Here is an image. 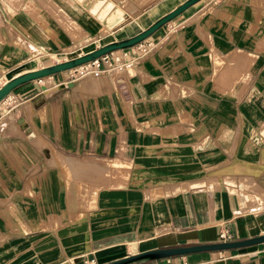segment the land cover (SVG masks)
<instances>
[{
	"label": "crops",
	"instance_id": "obj_1",
	"mask_svg": "<svg viewBox=\"0 0 264 264\" xmlns=\"http://www.w3.org/2000/svg\"><path fill=\"white\" fill-rule=\"evenodd\" d=\"M17 1L0 0V86L183 0ZM111 56L119 66L92 80L61 88L63 71L9 92L22 105L0 111V264H103L264 234V0H198ZM130 264H264V242Z\"/></svg>",
	"mask_w": 264,
	"mask_h": 264
},
{
	"label": "water",
	"instance_id": "obj_2",
	"mask_svg": "<svg viewBox=\"0 0 264 264\" xmlns=\"http://www.w3.org/2000/svg\"><path fill=\"white\" fill-rule=\"evenodd\" d=\"M196 1L198 0L181 1V3L175 6L173 9H171L164 15L160 16L159 18L154 20L150 25H148L146 28H144L143 30L139 31L138 33L130 37L120 39L117 41L107 42L86 53L77 55L75 57L60 62L46 65L37 69L29 70L20 73L14 77H11L0 86V101L3 98H5L12 89L23 83L32 80H38L59 72L69 70L71 68L90 62L100 56L112 53L116 50L127 49L141 43L143 40L148 38L152 33L158 30L161 26L172 21L187 8L195 4ZM70 85L71 84L68 83L66 86L69 87ZM59 87H62V85H60ZM263 242H264V234L256 235L245 239L232 240V241H221L216 243H202L196 245L154 248V249L139 251L132 255H126L125 257H122L120 259H116L111 262L103 263V264H130V263H137L139 261L168 258L171 256L185 255V254L202 252V251H221L226 249L240 248V247L259 244Z\"/></svg>",
	"mask_w": 264,
	"mask_h": 264
},
{
	"label": "built area",
	"instance_id": "obj_3",
	"mask_svg": "<svg viewBox=\"0 0 264 264\" xmlns=\"http://www.w3.org/2000/svg\"><path fill=\"white\" fill-rule=\"evenodd\" d=\"M111 55L112 53H109V54L100 56L85 64L79 65L69 70H66L65 75L61 78V81H59L57 86L59 87L60 85H62V87H67L66 85L68 83L70 84L75 83L78 80L88 75H90L91 77H98L102 75L105 70L111 69L114 66L119 65L118 64L119 58H117L116 56H111ZM41 79H38L37 81H40ZM6 97H8V95ZM218 236L219 238L224 239V240H227L228 238V235L226 232H220ZM81 264H95V263L93 259L84 258L81 260Z\"/></svg>",
	"mask_w": 264,
	"mask_h": 264
},
{
	"label": "rangeland",
	"instance_id": "obj_4",
	"mask_svg": "<svg viewBox=\"0 0 264 264\" xmlns=\"http://www.w3.org/2000/svg\"><path fill=\"white\" fill-rule=\"evenodd\" d=\"M11 1V3L13 4V5H15V4H17V3H19V1H17V0H10ZM47 1H49V0H44V1H41V0H39V3L41 4V5H43L44 4V6L45 7H47V5L45 4V3H47ZM165 1L166 0H160L159 1V3L158 4H163L164 5V3H165ZM49 3H50V1H49ZM51 4V3H50ZM52 5V4H51ZM129 4L127 3V1H126V3L124 4V8H126V9H128L129 8ZM146 6V5H145ZM25 7H26V10H29V11H31V10H33V6L31 5V4H26L25 5ZM52 7V6H51ZM142 7H144V5H142V6H140L139 8H142ZM154 7V6H153ZM54 16H55V18H57L58 20H60V21H62L61 20V18L59 17V16H57L56 14H54V13H52ZM98 44H100V43H97V44H95V42L94 41H90V42H86V43H81V44H79L76 48H69V49H65V50H61V51H59V53H56V54H52V55H45V57H46V59H47V57H49L48 58V61H58V60H60V59H64V58H72V57H75V56H77V55H79V54H81L82 52H84V51H86V50H88V49H90V48H92V47H94V46H96V45H98ZM97 47V46H96ZM95 47V48H96ZM114 55H116V54H114ZM59 62V61H58ZM119 65H117V66H114L112 69H116L117 67H118ZM242 73V72H241ZM64 75H65V73H64ZM63 75V76H64ZM89 77L88 78H86V79H94L93 77H91L90 75H88ZM237 76H242V74H237ZM238 77V79H235V78H233V81H232V84L234 83V82H237V81H239L240 80V78ZM49 80V79H48ZM50 81V80H49ZM60 81H61V79H60ZM38 82V81H37ZM38 83H40V81L38 82ZM79 82H77V84H78ZM21 100H18V99H16V98H12V97H5V98H3L2 100H1V103H0V111L1 112H4V111H6L8 108H11L12 106H14V105H16V104H18V105H22L21 104ZM83 165H86V166H88V167H91V166H89L88 164H86V163H84ZM95 165L98 167V168H100V170H102V169H106L107 168V166L108 165H106V164H97V163H95ZM94 168V167H93ZM76 184H85V181H78L77 179H76Z\"/></svg>",
	"mask_w": 264,
	"mask_h": 264
},
{
	"label": "bare ground",
	"instance_id": "obj_5",
	"mask_svg": "<svg viewBox=\"0 0 264 264\" xmlns=\"http://www.w3.org/2000/svg\"><path fill=\"white\" fill-rule=\"evenodd\" d=\"M87 1V3H90V1H92V0H86ZM101 1L102 0H96L95 1V3L92 5V10H95L99 5H100V3H101ZM110 3H108L106 6H105V8L103 9V13L104 12H106V11H108L109 9H110ZM120 18V10L119 9H117V8H115V9H113L111 12H110V14H109V17H108V20H107V22H106V24H108V25H110V24H112L113 22H115L116 20H118ZM85 80V79H84ZM83 80V81H84ZM89 80V79H88ZM82 81V82H83ZM48 88V87H47ZM46 88V89H47ZM48 91V90H47ZM13 112V111H12ZM15 114V113H14ZM13 118H15V117H13ZM13 118H9V117H7V118H5L6 119V123L9 121H11V120H13ZM4 119V120H5ZM5 125V124H4ZM5 127V126H4Z\"/></svg>",
	"mask_w": 264,
	"mask_h": 264
}]
</instances>
